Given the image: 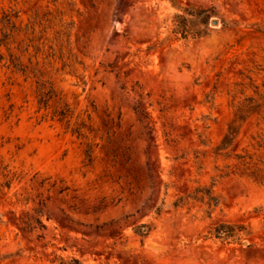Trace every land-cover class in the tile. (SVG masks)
<instances>
[{"label": "rangeland", "instance_id": "obj_1", "mask_svg": "<svg viewBox=\"0 0 264 264\" xmlns=\"http://www.w3.org/2000/svg\"><path fill=\"white\" fill-rule=\"evenodd\" d=\"M262 27L264 0H0V264H264Z\"/></svg>", "mask_w": 264, "mask_h": 264}, {"label": "trees", "instance_id": "obj_2", "mask_svg": "<svg viewBox=\"0 0 264 264\" xmlns=\"http://www.w3.org/2000/svg\"><path fill=\"white\" fill-rule=\"evenodd\" d=\"M257 32L261 33L264 35V27L256 29ZM44 106H46L47 100L42 101ZM247 110V106L245 105H241L238 107L236 113H235V118L234 120H232L230 122V124L228 125L227 128V133L224 136V138L221 141L220 146L218 147V151L224 150L227 146L230 145V143L232 142V140L237 136L238 132H237V121L242 120V117L244 116L245 112ZM65 115V113L61 112L60 116L63 117ZM86 159L88 161V164H90L92 162L91 159V155L89 150L86 151ZM210 201H214L213 199H210ZM41 212H37V214H40ZM21 230L22 231H33L35 230L37 227L36 226H41V221L40 219H35L34 222L28 217L25 216L24 218H22L21 220ZM149 226L146 225H142L140 227H138L136 234H138L141 237H145L146 235H148L149 232ZM246 231V229L243 226H229V225H221L220 227H218V229L215 230V235L218 238L224 237V238H233L235 236H238L241 234V232ZM61 264H66V262H64L61 259ZM68 264H81L80 261L74 259L72 260V262L68 263Z\"/></svg>", "mask_w": 264, "mask_h": 264}, {"label": "water", "instance_id": "obj_3", "mask_svg": "<svg viewBox=\"0 0 264 264\" xmlns=\"http://www.w3.org/2000/svg\"><path fill=\"white\" fill-rule=\"evenodd\" d=\"M218 24H219L218 20H213V21H212V25H213V26H218Z\"/></svg>", "mask_w": 264, "mask_h": 264}]
</instances>
